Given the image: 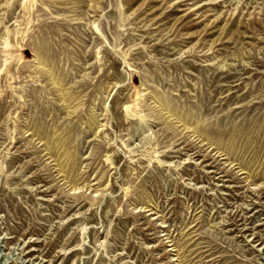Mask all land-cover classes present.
<instances>
[{
  "label": "rangeland",
  "instance_id": "obj_1",
  "mask_svg": "<svg viewBox=\"0 0 264 264\" xmlns=\"http://www.w3.org/2000/svg\"><path fill=\"white\" fill-rule=\"evenodd\" d=\"M0 69V264H264V0H0Z\"/></svg>",
  "mask_w": 264,
  "mask_h": 264
},
{
  "label": "bare ground",
  "instance_id": "obj_2",
  "mask_svg": "<svg viewBox=\"0 0 264 264\" xmlns=\"http://www.w3.org/2000/svg\"><path fill=\"white\" fill-rule=\"evenodd\" d=\"M5 53H6L8 56L11 55V54H10L11 51H10L9 45L6 46V48H5ZM0 72H2V69H0ZM126 109H127L126 112H127L128 115H130V116H134V117L139 116V115H137V114L135 113V109H134V106H133V105H129ZM139 117H140V119H143L142 116H139Z\"/></svg>",
  "mask_w": 264,
  "mask_h": 264
}]
</instances>
